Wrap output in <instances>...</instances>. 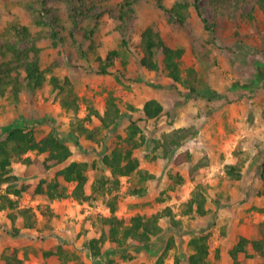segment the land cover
<instances>
[{
	"label": "rangeland",
	"instance_id": "374dc122",
	"mask_svg": "<svg viewBox=\"0 0 264 264\" xmlns=\"http://www.w3.org/2000/svg\"><path fill=\"white\" fill-rule=\"evenodd\" d=\"M176 1L194 2L163 0L168 7ZM198 2L206 22L191 4V24L175 30L156 0H0V44L6 39L7 27H11L9 34L13 37L15 25H26L30 38L19 40V45L28 47L34 42L41 48L40 64L47 76L41 89L32 91L24 85L17 99L10 92L0 96V126L10 124L21 115L33 124L38 138L54 130L72 149L69 161L88 163L89 189L95 178L109 173L100 161L106 144L83 135L78 138L71 129L72 122L85 116L89 104L103 111L106 97L112 92L124 112L130 104L135 107L131 113L139 118L146 138L135 154L140 158L141 167L154 174L145 180L147 192L141 197L128 192L127 177H122V197L116 213L126 217L170 207L175 221L163 216L160 219L163 232L154 236L147 247L112 251L113 246L106 240L102 255L95 256L87 241L100 234V224L94 220L97 214L109 213L106 200L73 203L74 183L59 176L61 185L67 188L65 202L59 206L63 213L55 212L48 202L39 199L34 206V226L26 227L24 222L28 218L17 210L0 211V264H61L63 261L107 264L110 258H114L113 264H158L169 243L172 246L162 263L187 264L192 251L188 240L206 232L209 233L208 264H233L229 250L241 236L255 239L264 234V225L260 224L264 223V181L260 177L264 152L256 153L258 146L264 150V85L256 93L237 88L210 99L193 96L162 70L140 65L141 33L151 25L168 45L184 49L183 70L195 57L201 60L200 87L203 83H247L254 79L257 63L264 62V11L257 0ZM115 48L121 56L108 67L109 73H99L96 57H104ZM156 58L161 63L163 55L157 53ZM124 59L128 60L126 66H123ZM53 74L60 79L68 77L76 89L80 97L77 112L61 106L57 91L49 81ZM213 76H218L220 82ZM166 83H171V87ZM147 87L165 93V112L157 118H140L143 99L150 94ZM128 122L127 117H122L109 130L100 129L97 136L105 135V140L113 143L116 132L124 131ZM100 124L96 116L86 123L91 128ZM191 124L197 127V132L179 148L192 153L191 161L175 164L169 158L153 159L156 153L153 137L173 126ZM238 148L249 159L241 178L231 179L225 165L236 160ZM32 157L33 163L13 166L14 173L20 176L19 183L28 185L29 194L40 178L53 179L62 166L47 168L43 153H33ZM199 160L203 165L193 170ZM192 170L196 171L195 175ZM197 184L206 194L209 212L203 216L195 212L184 214L186 202ZM3 190L5 186L0 184V193ZM21 204L19 207L30 205ZM10 213H15V217L11 218ZM123 254L132 257L122 258ZM237 258L246 264H264V256L257 254L250 243Z\"/></svg>",
	"mask_w": 264,
	"mask_h": 264
},
{
	"label": "trees",
	"instance_id": "16d2710c",
	"mask_svg": "<svg viewBox=\"0 0 264 264\" xmlns=\"http://www.w3.org/2000/svg\"><path fill=\"white\" fill-rule=\"evenodd\" d=\"M198 1L194 0L193 3L176 1L170 7L166 6L163 0H156V3L159 8L166 12L167 21L171 28L180 30L189 26L192 22L189 10L191 4L199 12L201 19L206 22ZM257 2L264 11V0H257ZM10 28H6L7 33H4V35H7L6 39L0 44V96H5L10 92L17 99L19 91L24 85L32 91L41 89L47 80V76L40 64L39 51L41 48L34 42H31L28 47L19 45V40L30 38L28 27L22 24L15 25L13 27L15 32L13 37L12 34H9ZM53 34L56 35V32H53ZM140 46L142 48L141 66L156 71L162 70L175 82L188 89L193 96H205L210 99L222 96L223 93L211 90L207 86L200 87L198 85L199 72L194 66L182 69L184 49L168 45L160 32L153 26L148 25L142 31ZM157 53L163 55L161 63L156 58ZM119 56H121L120 50L116 48L110 49L104 57L98 55L96 57L99 66L98 72L102 74L109 73L108 67L114 64L116 57ZM127 62L128 60L124 59L123 66H126ZM260 80H264V62L257 63L254 79L251 82L239 83L235 81L232 83L231 89L243 88L256 93L257 89L264 85V81L258 83ZM49 81L53 90L57 91L61 106L77 112L80 107V97L69 78L60 79V77L53 74ZM134 108L130 104L128 111L124 112L119 104L118 97L109 92L103 112H100L94 105L89 104L85 116L72 122L71 129L73 133L77 134L78 138L83 135L91 141H103L106 144L104 151L100 154V161L109 173H103L95 178L89 189L87 188L88 163L77 160L69 161L72 149L67 141L55 133L54 130H49L38 138L33 124L21 115L10 124L0 126V184H6L5 190L0 193V211L4 209L17 210V213L28 218L24 222L26 227L34 226L35 207L33 205L19 207V199L29 187L27 184L19 183L20 176L14 173L13 163H33L35 158L29 152L43 153L45 154L44 164L47 168L57 165L62 166L57 170L53 179L40 178L31 192L32 196L43 194L49 200L64 197L67 188L62 186L58 179L59 176H62L64 180L74 183L71 195L78 202H87L99 198L106 200L109 213L97 214L94 220V222L98 221L100 224V234L89 238L87 241L88 248L93 255H102V246L106 240L113 246L112 251L120 249L124 252L127 247H133L136 250L141 246L147 247L150 245L152 238L164 230L160 219L163 216H170L174 221L170 207L150 214L138 212L126 217L119 216L116 213L122 197L120 191L122 177H127L128 192L140 197L147 192V187L144 184L145 180L154 177L153 173L141 167L140 158L135 154V150L146 142V138L142 132L143 128L139 123V118H134L131 113ZM139 110L143 114L140 118L145 119L157 118L165 112L164 104L154 97L147 99ZM93 116L98 117L101 124L91 128L86 123L91 122ZM122 117H127L129 122L124 131L116 132L115 139L112 140L113 143L107 142L105 135L97 136L100 129L109 130ZM38 121L40 122V120ZM196 132L197 127L193 124L161 131L158 136L152 139L153 150L156 151L153 154V159L158 157L169 158L175 164L191 161L192 153L189 150H179V148L185 140L192 137ZM262 149L258 146L256 153L263 154L264 150ZM242 152L238 148L235 151L236 160L225 165V172L231 179L241 178L243 166L249 159V156ZM201 165H203V161L199 160L193 165L192 169L199 168ZM192 173V175H195L196 171ZM260 177L264 181V159L260 162ZM201 188V185L197 184L195 189L191 191V195L186 202L187 208L183 210L184 214L195 212L203 216L209 212L206 207V194ZM14 214L10 213L11 218L15 217ZM260 224L264 225V223ZM208 237L209 233L206 232L192 236L188 240V246L191 247L192 251L188 254L187 264H208ZM248 243L251 244L257 254L264 256V234L255 239L241 236L229 250L233 264H246L237 258V254L244 251ZM171 246L172 243H169L164 248L158 264H163L164 256ZM121 257H132V255L123 254ZM16 260L21 261L20 259ZM113 260L114 258L108 259L107 264H113ZM61 264L66 263L63 261Z\"/></svg>",
	"mask_w": 264,
	"mask_h": 264
},
{
	"label": "crops",
	"instance_id": "0c3cea01",
	"mask_svg": "<svg viewBox=\"0 0 264 264\" xmlns=\"http://www.w3.org/2000/svg\"><path fill=\"white\" fill-rule=\"evenodd\" d=\"M195 61H192L191 62V64H187L186 65V67H188V66H194L196 69H197V71L199 72V76H200V73H201V68H202V63H201V60H199V59H197V57H195ZM159 63H160V61H159ZM214 78H215V76H213ZM218 82H220V78L218 77V76H216V78H215ZM166 84H168L169 85V87H171V83H166ZM177 84H179V83H177ZM204 84L205 85H207V87H209V88H215V90L216 91H219V92H221V93H223V94H225L224 92H227V91H230V90H235V89H231V85H232V83H203V85L201 84V86H204ZM163 86V85H162ZM148 92H150V94H148V95H145V98L143 99V103L147 100V99H149V98H152V97H154V98H157L158 100H160L162 103H163V98H164V96H165V93H163V92H161V91H158V90H156L155 91V89L154 90H151L150 89V87H147V88H145ZM218 89H220V90H218ZM151 90V91H150ZM164 104V103H163ZM165 106V105H164ZM100 112H103V111H100ZM178 126H183V125H177V126H173V127H178ZM172 128V127H171ZM170 128V129H171ZM33 153H35V152H29V154L32 156V154ZM20 163L21 162H15V163H13V166H16L17 164H19L20 165ZM2 186H5L6 184H1ZM4 191V190H3ZM12 196H14V195H12ZM46 196V195H45ZM44 195L42 196V194H36L35 196H32L31 194H29V193H27V192H24V194L20 197V199L19 200H21L20 202H19V205L21 204V205H23V203L25 204V203H29L30 205H33V206H36L40 201H39V199H43L45 202H48V204H50L49 206L55 211V212H57L58 210L60 211L61 209H60V204H62V202H65L64 201V197L63 198H55V199H53V200H49L48 198H47V196L45 197ZM66 201H68V199H65ZM73 203H75V204H79V202H77L75 199L72 201ZM5 210H8L9 211V209H5ZM5 210H2V211H5ZM61 212L63 213V211L61 210ZM247 264H249L248 262H247Z\"/></svg>",
	"mask_w": 264,
	"mask_h": 264
}]
</instances>
